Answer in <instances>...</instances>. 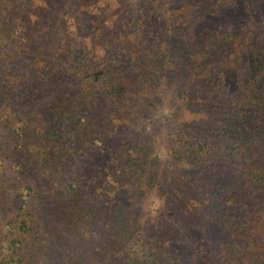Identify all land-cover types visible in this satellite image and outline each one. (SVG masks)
<instances>
[{"label": "trees", "instance_id": "1", "mask_svg": "<svg viewBox=\"0 0 264 264\" xmlns=\"http://www.w3.org/2000/svg\"><path fill=\"white\" fill-rule=\"evenodd\" d=\"M33 1L30 0V3ZM163 16L164 22L171 17L166 12ZM182 17L185 25L192 29L194 37L181 49L178 43L181 44L182 39H178V43L173 46L161 45L163 43L159 42L153 50L150 42L157 41V38L151 30H146L145 24L141 25L137 38L145 42V52L133 67L140 72V76L138 79L135 76L132 77L133 80L119 82L120 86L98 75L94 66L83 64L81 67L78 52H70L76 59V63L73 61L71 65L75 75V96L69 97V91L65 94L69 100L59 102L56 115L51 116L49 123L51 130H58L53 132L56 136L61 133V129H77V143L79 147L86 149L87 156L92 159H98L103 152L109 154L108 161L103 160L104 165L99 164L93 171L96 176H100L96 178V190L101 194L97 200L94 199L92 190L85 193L82 186L79 190L73 188V185L68 187L73 189L70 195L76 192L66 211L67 228L78 234L82 231V242L84 236L87 238L85 229L89 232L97 230L105 235V248L101 251L102 256L95 259L97 264H264V34H257V40L248 37L245 43H239L245 37L243 33L238 31L234 36H222L214 27H209L213 19L203 26L202 18L194 16L193 11L185 12ZM2 18L4 22L1 24L0 35L9 33L13 28L12 16ZM261 24L264 29V17ZM13 25L15 28H23L25 32V21ZM244 45V50L240 52L239 48L243 49ZM85 59L88 64V59ZM169 62L178 67L179 83L166 68ZM157 76L161 82L169 84L170 96L178 94L175 97L181 99V96L187 95L184 90L189 89L196 92L193 100L204 104L199 130L202 149L199 153H194L190 143L186 147L180 146V156L170 162L169 169L174 174L177 170L192 174V170L195 171L203 163L208 171L214 170L215 173L221 172L225 166H232L239 173L236 195L233 193L230 196L233 189L230 185H222L221 182L210 179L209 192L202 190L198 197V205L202 206V211L212 203V211L216 216L214 231L219 244L222 242L219 247L215 246L208 235L200 233L202 237H198L202 243H196V240H200L196 235L198 232L187 238L193 242L191 245L181 247L183 235H186L179 222L178 230L171 223L166 228L148 231L132 218L137 212L133 211L130 203V206L125 204V190L131 189L135 194L138 186H151V179L157 173L149 170L147 165L146 138H135L136 133L131 132V126L120 132V122L126 116L123 115L120 119L119 115L113 116L111 112H107L108 106L124 102L126 107H131L132 98L137 99L132 96L133 89L143 87V91L153 90L156 83L154 80L159 79L155 78ZM43 80L42 70L34 69L19 84L18 91L25 106H29L26 112L32 110L29 103L38 95L43 99L42 94L48 93L50 86L47 87ZM151 82L153 83L149 85ZM9 84L6 81V86ZM14 86L16 85H11ZM92 86H95L94 90H101L95 96L98 102H103L106 109L98 118L91 114V120H87L80 112L78 102L88 96ZM1 95L2 91L0 105L6 102V96L2 98ZM189 99L190 97L187 98ZM126 107L121 110L126 111ZM39 108L43 110L44 106ZM32 111L37 112L35 109ZM67 119H75V122L68 125ZM63 139V136L53 139L50 135L41 150L37 145L31 144L27 155H22L21 160L15 163H12L13 153L10 149L2 151L5 173L9 172L5 179L11 180L0 183V212L8 219L5 226L10 238L0 239V264L92 262L84 257L78 258L73 251H63V241L58 242L52 233L48 235L50 241L40 239L39 228H31V204L35 199L31 189L33 181L28 178L15 184L16 177L26 173L29 168L42 175L46 183L53 181L54 176L58 179L67 176V167L58 169L56 174V170H53L68 162L64 159L71 146L63 142ZM79 158L86 159L83 154ZM13 171L17 176L13 177ZM12 185H16L19 191L13 194L6 192ZM41 191H44V185ZM67 192L69 194L68 190ZM175 240L178 242L175 243ZM84 246L87 247V243Z\"/></svg>", "mask_w": 264, "mask_h": 264}, {"label": "rangeland", "instance_id": "2", "mask_svg": "<svg viewBox=\"0 0 264 264\" xmlns=\"http://www.w3.org/2000/svg\"><path fill=\"white\" fill-rule=\"evenodd\" d=\"M153 8L160 12H155ZM192 11L194 16L202 18L203 26L213 19L209 27H214L222 36H234L238 31L243 33L245 37H242L239 43H245L248 37L255 38L262 32L264 34L261 24L264 17V0H34L32 3L30 0H3L0 3V29L4 22L2 17L6 15L12 16L13 27L9 33L0 35V91L3 93L2 98L6 96V102L0 105V183L11 180L5 179L9 172L5 173L3 150H11L12 163H15L21 160L22 155H27L29 145H37L41 150L50 135L53 139L63 136L62 141L71 146L64 159L68 162L53 168L56 174L58 169L67 167L69 172L64 178L58 179L54 176L53 181L46 183L42 175L32 171L33 168L26 169V173L16 177L15 184L28 178L33 181L31 189L35 199L31 204V228H39L41 240L50 241L48 235L52 233L58 242L63 241V251H73L78 258L91 260L90 264H97L95 259L102 256L101 251L105 248L104 233L97 230L89 232L85 229L87 238L84 236L82 242V231L78 234L66 226V211L76 192L70 195L73 189L68 187L73 185V188L79 190L82 186L85 193L92 190L93 197L97 200L101 194L96 190V178L100 176H96L93 171L97 166L104 165L103 160L109 159V154L104 152L98 159L87 156L86 149L79 147L77 143V129H61L57 136L53 132L58 130H51L49 120L52 115H56L59 102L69 100L65 96L68 91L69 97L75 96V75L71 65L73 61L76 63V59L70 52H78L81 67L83 64L94 66L98 75L120 86L119 82L133 80L132 77L135 76L138 79L140 76V72L133 67L145 52V42L137 38L141 25L145 24L146 30H151L157 38V41L150 42L153 50L159 42L163 43L161 45L173 46L178 43V39H182L181 44L178 43L181 49L194 37L192 29L185 25L182 17L185 12ZM165 12L171 17L164 22ZM15 20L18 22H14ZM22 21L26 23L25 32L23 28H15L13 25ZM244 48L245 45L243 49L239 48L240 52ZM166 68L172 73L171 77L176 78L179 83L180 72L177 65L169 62ZM34 69L42 70V82L47 87L50 86V92L47 90V94H42L45 99H40L41 96L38 95L29 103L36 113L32 110L26 112L29 106H25L26 103L18 91L19 84L23 83ZM6 81L10 83L7 86ZM154 82L156 83L153 90L143 91V87L133 89L132 96L137 99L132 98L131 107H126L124 102L108 106L107 112H111L113 116L119 115V119L123 115L126 116L124 121L120 122V132L131 126V132L136 133L135 138H146L147 165L149 170L157 173L151 179V186H138L135 194L131 189L125 190V204L131 205L133 211L137 212L132 218L148 231L166 228L171 223L178 230L179 222L186 235H183L181 247L186 248L187 244L193 243L187 238L195 232H198V239L201 235H208L215 246L219 247L222 242L219 244L214 231L216 216L212 211V203L206 207L210 211H202V206L198 205V197L202 190L209 192L210 179H215L214 181L221 182L222 185H230L233 188L230 195L232 197L239 189L236 185L239 173L232 166H225L221 172L215 173L214 170L208 171L203 163L195 171L193 169L192 174L183 171L181 173L179 170L174 174L169 169L170 162L180 156V146L186 147L190 143L194 153H199L202 149L199 130L204 104L202 101L193 100L196 97L194 91L185 89L187 95L179 99L176 98L178 94L170 96L167 82H161L160 78ZM12 84L16 86L11 87ZM94 87L88 91L87 97L78 102L80 112L87 120H91V114L98 118L106 109L102 105L103 102H98L95 96L101 90H94ZM39 106H44V109L41 111ZM123 107H126V111L121 110ZM74 122L75 119H67L68 125ZM160 147L166 150L164 158L157 155ZM81 154L86 159L79 158ZM14 176L17 175H14L13 171ZM42 185L44 191H41ZM8 188L6 192L10 194L19 191L16 185ZM152 190H157L165 202L164 208L155 219L147 216L142 208L146 195ZM7 220L5 214L0 212V239L10 238L9 230L5 226ZM179 232L182 233V230ZM196 241L202 243L201 239ZM177 242L178 240H175V243ZM85 243L87 247L84 246Z\"/></svg>", "mask_w": 264, "mask_h": 264}, {"label": "clouds", "instance_id": "3", "mask_svg": "<svg viewBox=\"0 0 264 264\" xmlns=\"http://www.w3.org/2000/svg\"><path fill=\"white\" fill-rule=\"evenodd\" d=\"M166 154V150L163 147H160L157 150V155L160 158H164ZM164 203V198L159 194V192L157 190H152L146 195L142 208L147 216L155 219L164 208Z\"/></svg>", "mask_w": 264, "mask_h": 264}]
</instances>
